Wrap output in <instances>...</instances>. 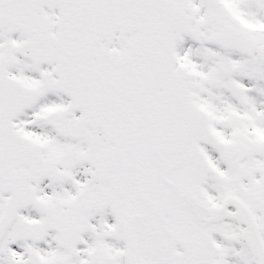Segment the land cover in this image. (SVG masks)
<instances>
[{
    "label": "snow or ice",
    "instance_id": "obj_1",
    "mask_svg": "<svg viewBox=\"0 0 264 264\" xmlns=\"http://www.w3.org/2000/svg\"><path fill=\"white\" fill-rule=\"evenodd\" d=\"M0 264H264V0H0Z\"/></svg>",
    "mask_w": 264,
    "mask_h": 264
}]
</instances>
